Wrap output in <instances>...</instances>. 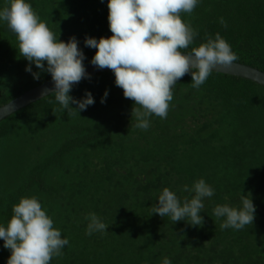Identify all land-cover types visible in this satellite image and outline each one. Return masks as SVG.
<instances>
[{"label":"trees","instance_id":"1","mask_svg":"<svg viewBox=\"0 0 264 264\" xmlns=\"http://www.w3.org/2000/svg\"><path fill=\"white\" fill-rule=\"evenodd\" d=\"M26 2L57 38L76 37L84 65L97 51L86 47V37L112 36L108 0ZM8 3L0 0V9ZM182 19L198 34L181 51L219 33L238 62L264 71V0H199ZM18 43L0 20V106L52 78L34 63L26 71L29 61L19 55ZM172 91L167 118L149 117L147 130L134 126V101L124 97L112 71L73 86L75 99L86 92L94 98L84 111L69 116L49 94L2 120L0 226H7L21 198L35 196L69 241L50 264H162L165 257L171 264H264V86L213 71L199 88L188 73ZM32 138L51 151L27 162L18 181L7 178L11 159L30 157ZM199 179L214 190L203 198L202 225L153 214L165 187L183 204L194 196L184 186L191 189ZM244 196L256 207L253 224L221 229L225 218L214 208H241ZM91 213L108 225L106 231L86 234ZM4 243L0 239V264L11 255Z\"/></svg>","mask_w":264,"mask_h":264},{"label":"clouds","instance_id":"2","mask_svg":"<svg viewBox=\"0 0 264 264\" xmlns=\"http://www.w3.org/2000/svg\"><path fill=\"white\" fill-rule=\"evenodd\" d=\"M198 3L199 0H108L112 36L85 39L86 47L97 50L91 63L99 69H110L124 97L134 101L132 118L137 121L136 128L147 130L149 117L153 115L167 118L172 89L186 74L191 73L192 86L199 88L214 69L228 68L238 60L219 33L190 52L181 51L188 49L198 34L182 19V14H191ZM0 20L16 35L19 55L29 61L26 71L32 72L34 63L41 72L51 74L54 89H44V97L51 92L69 116L94 104L91 92L80 100L69 94L75 84L86 77L90 79L83 63L86 57L75 36L67 42L57 38L26 0H9L0 9ZM33 76L39 79L40 73ZM107 95L106 91L101 103ZM73 104L77 107H72ZM183 190L193 192L194 196L181 204L176 193L165 187L153 214L170 217L175 223L186 220L193 226L202 225L203 198L213 196L214 190L204 179L197 180L191 189L185 185ZM241 200V208L227 204L214 208L216 217L225 218L221 229L240 230L253 224L256 213L253 200L246 196ZM12 211L7 226H0L3 246L11 250L7 264H50L53 257L62 255L61 250L69 241L54 227L37 197L21 198ZM88 219L86 234L108 229L95 213ZM162 264L171 261L165 257Z\"/></svg>","mask_w":264,"mask_h":264},{"label":"water","instance_id":"3","mask_svg":"<svg viewBox=\"0 0 264 264\" xmlns=\"http://www.w3.org/2000/svg\"><path fill=\"white\" fill-rule=\"evenodd\" d=\"M85 68H86V72L90 76L99 74L101 72L111 71L110 69H99L95 67L92 63L85 64ZM214 71L250 79L264 86V71L257 67L242 62L235 61L228 68L214 69ZM44 89H54V82L52 79H49L44 83L26 91L22 95L16 97L15 99L1 106L0 122L6 119L7 117L11 116L15 112L19 111L20 109L24 108L25 106L44 98L43 95ZM49 94H51V92H49L47 95Z\"/></svg>","mask_w":264,"mask_h":264},{"label":"flooded vegetation","instance_id":"4","mask_svg":"<svg viewBox=\"0 0 264 264\" xmlns=\"http://www.w3.org/2000/svg\"><path fill=\"white\" fill-rule=\"evenodd\" d=\"M52 79V78H51ZM49 80V79H48ZM47 81V80H46ZM44 83V82H43ZM40 84H42V83H40ZM40 84H38V85H40ZM37 85V86H38ZM34 87H36V86H34ZM34 87H32V88H34ZM32 88H30V89H32ZM29 89V90H30ZM28 91V90H27ZM26 92V91H25ZM25 92H23V93H25ZM23 93H21V94H19V95H17L16 97H18V96H20V95H22ZM16 97H14L13 99H15ZM13 99H11V100H13ZM10 100V101H11ZM9 102V101H8ZM7 102V103H8ZM35 103V102H34ZM6 104V103H5ZM4 105V104H3ZM2 105V106H3ZM30 105V104H29ZM28 106V105H27ZM1 107V106H0ZM26 107V106H25ZM24 107V108H25ZM23 109V108H22ZM21 110V109H20ZM18 112V111H17ZM16 113V112H15ZM21 135H24V137H26L27 135L26 134H21ZM21 135H19V136H17V137H15V141L13 142V144L14 145H18V141H20V139H21ZM33 135L35 136V134L33 133ZM34 138H32L31 139V141H29L28 143L30 144V146L32 147H30L32 150H31V152H30V155L32 156V157H34V159L37 157V158H39V159H41V158H43V156L45 155V154H47V152H50L51 151V148H49V147H47V149L45 148V144L44 143H40V142H36V141H34L33 140ZM38 143H39V145H38ZM12 145H10V146H8L9 148L11 147ZM17 147H19V146H17ZM6 157H4L2 160H4ZM27 197V196H26ZM38 199V198H37Z\"/></svg>","mask_w":264,"mask_h":264},{"label":"rangeland","instance_id":"5","mask_svg":"<svg viewBox=\"0 0 264 264\" xmlns=\"http://www.w3.org/2000/svg\"><path fill=\"white\" fill-rule=\"evenodd\" d=\"M12 160L14 162V165L10 164L12 167L10 168L11 170L7 172L6 176H7V178H10L12 176V178L15 181L19 180L18 179L19 175H21V174L24 175L26 173V170H27L26 169V164H27V162L29 164H31V163H34V161H35L34 157H32L31 155H30V157L28 159L24 158L23 161L22 160L21 161H16L15 159H11V161ZM15 176H16V178H15Z\"/></svg>","mask_w":264,"mask_h":264}]
</instances>
